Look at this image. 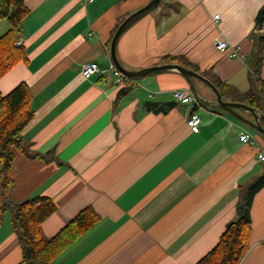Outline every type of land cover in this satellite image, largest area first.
Masks as SVG:
<instances>
[{"label":"crops","instance_id":"obj_1","mask_svg":"<svg viewBox=\"0 0 264 264\" xmlns=\"http://www.w3.org/2000/svg\"><path fill=\"white\" fill-rule=\"evenodd\" d=\"M148 1L24 0L27 59L0 78L2 93L24 81L32 94L33 118L22 131L25 152L15 150L11 196L53 200L57 209L41 224L46 238L87 206L99 214L52 264H195L237 216L241 190L264 173L257 148L264 151V136L220 109L207 85L193 78L204 101L192 109L172 97V90L189 88L176 70L120 82L108 68L114 27ZM263 4L160 0L120 35L117 57L137 70L180 54L238 93L224 100L262 96L264 43L258 46L256 37L264 35V21L257 24L256 17ZM218 38L235 53L219 51ZM258 48L263 61L255 75L248 62ZM87 62L100 71L85 78ZM236 110L253 120L249 110ZM192 112L200 118L198 132L187 124ZM241 128L256 144L239 139ZM12 216L9 209L0 214V264L21 260ZM250 217L240 264H264V185L252 198Z\"/></svg>","mask_w":264,"mask_h":264},{"label":"trees","instance_id":"obj_2","mask_svg":"<svg viewBox=\"0 0 264 264\" xmlns=\"http://www.w3.org/2000/svg\"><path fill=\"white\" fill-rule=\"evenodd\" d=\"M28 12L29 8L24 0H0V20L6 19L9 23V28L0 35V78L27 59L23 44L16 43L22 37V21ZM256 18L257 24L264 21V4ZM119 24L120 22L112 31L109 45ZM256 42L258 46H261L264 43V35L256 37ZM260 48L248 62L249 68L255 75L259 74L263 61ZM162 61L180 64L206 76L204 72L199 71L196 64L183 55L168 54L162 57ZM207 78L217 87L222 97L228 93H234L229 84L213 76ZM234 94L238 95L237 92ZM31 98L30 88L24 81L19 82L6 93L0 91V214L3 215L8 209L12 210L11 225L21 248V260L18 264H52L58 254L97 222L99 214L92 206H87L53 237L46 238L42 234L41 224L56 211L53 200L46 195H37L23 200L12 198L15 150L25 152L27 146L22 137V131L33 118ZM237 98L264 112V92L262 96L244 95ZM263 185L264 173L241 190L236 206L237 216L226 224L214 247L195 264H240L249 249L252 198Z\"/></svg>","mask_w":264,"mask_h":264},{"label":"water","instance_id":"obj_3","mask_svg":"<svg viewBox=\"0 0 264 264\" xmlns=\"http://www.w3.org/2000/svg\"><path fill=\"white\" fill-rule=\"evenodd\" d=\"M160 3V0H149L145 5L141 6L140 8L134 10L130 14H128L118 25L117 29L113 33V36L110 40L109 45V53H110V59L112 63L115 65V67L126 77L129 78H136L145 76L150 73L160 72L164 70H176L179 73H181L186 80L188 81L189 88L194 95V97L199 100L200 102L204 101L202 97L199 96L196 87L193 82V78L199 79L202 82H204L215 94V104L222 110L229 112L232 114L235 118H237L239 121L244 123L245 125H248L252 129L256 130L257 132L261 133L264 136V114L255 107L242 103V102H235V101H226L222 98L220 92L218 91L217 87L212 83L211 80H209L207 77L203 76L202 74L195 72L185 66H182L177 63H163V64H155L151 66H147L142 69L138 70H130L124 67L121 62L119 61L116 53V46L118 39L120 35L129 27L134 21H136L138 18L143 16L144 14L152 11L154 8H156ZM237 108H242L249 110L253 115L252 119H247L241 116L237 112ZM263 124H262V123Z\"/></svg>","mask_w":264,"mask_h":264},{"label":"built area","instance_id":"obj_4","mask_svg":"<svg viewBox=\"0 0 264 264\" xmlns=\"http://www.w3.org/2000/svg\"><path fill=\"white\" fill-rule=\"evenodd\" d=\"M91 1L93 0H86V2H91ZM218 18H219V14H215L213 16L214 22H216ZM21 43H22V39H20L16 44L19 45ZM215 46L221 52H230V54L235 53L234 49L233 48L231 49L228 41L225 39L218 38L215 41ZM108 68L114 72L118 81L123 82L126 79H128L122 73L119 72V70L115 67V65L112 62H110ZM99 71H100V68L96 62H87L83 64L81 68V74L85 78L91 75L97 74ZM172 97L176 101L189 104L192 109L195 108L198 104L197 99L194 97V95L189 90V88H177V89L172 90ZM187 124L193 132H198L199 124H200L199 116L196 113L192 112L187 118ZM238 136H239V139L245 143L256 144L257 142L255 135L251 133L249 130L244 129V128H241L239 130ZM257 148H259L258 158L260 160H264V151L260 149L258 144H257Z\"/></svg>","mask_w":264,"mask_h":264},{"label":"rangeland","instance_id":"obj_5","mask_svg":"<svg viewBox=\"0 0 264 264\" xmlns=\"http://www.w3.org/2000/svg\"><path fill=\"white\" fill-rule=\"evenodd\" d=\"M9 28V23L6 19H3V20H0V35L6 31L7 29ZM145 68V67H144ZM142 69V68H140ZM138 70V69H137ZM136 78H139V77H136ZM195 82H197L198 84L202 85V86H205L206 87V84L204 82H202L201 80H198V79H195ZM250 128V127H249ZM254 134H259L261 135V133L257 132L256 130L250 128ZM11 210V209H9ZM12 211V210H11Z\"/></svg>","mask_w":264,"mask_h":264}]
</instances>
